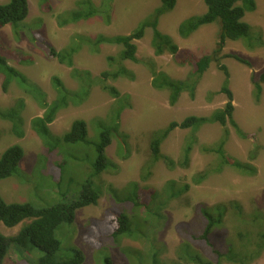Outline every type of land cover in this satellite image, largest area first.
<instances>
[{
	"label": "rangeland",
	"instance_id": "rangeland-1",
	"mask_svg": "<svg viewBox=\"0 0 264 264\" xmlns=\"http://www.w3.org/2000/svg\"><path fill=\"white\" fill-rule=\"evenodd\" d=\"M9 2L0 0V5ZM255 2V11H247L244 17L250 25L248 37L241 41L227 40L222 50H219L218 23L201 26L189 38L180 34L182 24L206 14L204 0H177L172 10L159 17L162 0H28L29 14L24 22L17 28L0 27V54L19 71L6 90L5 75L0 72V159L12 146H20L25 153L16 173L0 181V196L5 203L43 209L79 198L83 185L94 172L101 132L112 131V143L105 150L111 166L93 179L102 198L96 206L79 210L73 224L58 229L61 250L56 255L57 261L70 258L75 251L84 254L85 264H104L107 255L111 264H133L140 251V261L146 260L150 246L145 243L147 238L142 241L121 238L116 242L104 238L101 243L96 240L111 232L107 225L109 216L135 211L143 219L146 214L143 207L154 202V193L162 192L168 183L174 182L176 191L189 188L164 208L162 200L151 208L164 217L157 232L158 241L167 250L163 259H178V247L190 237L182 228H198L202 220L199 208L236 204L242 207V213L228 211L224 225L216 230L215 242L221 250L227 244L239 246L242 242L249 247L250 254H257L251 264H264V82L259 99L255 88V82H260L264 75V0ZM79 9L83 15L91 13V16L63 25ZM155 17L157 31L179 47L176 56L166 49L161 55L156 53L155 30L151 26L135 41L138 62L122 61L120 56L125 48L121 45L97 43L101 37L136 33ZM50 47L59 52L76 48L73 64L77 77L73 68L50 56ZM216 54L218 60L203 74L194 96L185 90L173 106L170 91L157 88L168 79L188 80L195 74L196 61ZM122 70L125 73L118 78L111 76L101 83L102 73ZM56 81L70 94L68 106L58 113L49 128L53 135L61 137L75 121L83 120L88 128L87 144L55 145L54 141L43 140L33 128V120L42 117L46 106L59 98ZM103 84L116 88L121 97L105 91ZM223 88L233 95L234 120L245 134L239 136L229 125L224 152L242 168L227 165L219 155L204 151L215 150L223 141L226 128L219 124L204 125L196 133L198 142L192 148L187 168L172 169L164 160L154 163L151 154L154 133L172 122L181 123L190 116H209L224 108L228 96L222 92ZM193 139L191 129H175L163 142L162 155L178 163L184 159V148ZM206 172L207 178L196 183V177ZM132 182L139 184L137 194L142 207L123 201L129 193H136L134 188L126 189ZM157 219L151 214L145 217L147 222L143 225L149 233L146 237L153 238ZM22 226L23 223L8 228L0 223V234L7 238L16 236ZM193 247L206 260L215 262L210 249L196 242ZM38 256L39 253L27 254L12 246L4 264H29ZM222 264L233 263L224 260Z\"/></svg>",
	"mask_w": 264,
	"mask_h": 264
},
{
	"label": "trees",
	"instance_id": "trees-1",
	"mask_svg": "<svg viewBox=\"0 0 264 264\" xmlns=\"http://www.w3.org/2000/svg\"><path fill=\"white\" fill-rule=\"evenodd\" d=\"M204 1L207 5L206 14L202 17L191 19L181 25L180 34L183 38H189L190 35L197 31L201 26L212 23H218L220 26L219 50H222L227 40L241 41L248 37L250 33V25L244 21V17L247 11H255V0ZM162 2L163 6L157 13L158 17L167 10H172L176 5L177 0H162ZM83 4L84 2L80 3V7ZM28 14V0H10L8 4L0 5V27L12 25L14 28H17L20 23L26 20ZM87 16H91V13L83 15L82 11L79 9L70 19L65 20L63 25L76 23ZM149 26L153 27L155 30V42L153 46L156 48V53L161 55L166 49L172 55L176 56L180 49L168 37H163L157 31V17H155L150 24L143 25L136 33L129 36H116L113 38L101 37L97 40V43L100 44L102 42H106L109 44L121 45L125 48L120 56L121 60L138 62L136 57L138 48L135 41L140 40L144 36L145 29ZM49 51L52 58H56L61 64H67L73 68V75L77 77L76 69L73 64V58L77 51L76 48H70L59 52L50 47ZM112 60V58H109V61ZM217 60V54L215 56L204 57L201 60L196 61L195 74L190 76L188 80L172 81L168 79L164 85L157 88L167 89L170 91V103L174 106L183 91H190L191 95L194 96L199 80L207 71L210 64ZM222 69L226 70L225 67H222ZM0 72L5 75L3 84L5 90L11 83L12 79L19 74V71L10 66L7 58L1 54ZM124 73L125 72L123 70L114 74L104 72L101 75L104 79L103 81L101 80V83H104L105 80L111 76L113 78H118L119 75ZM227 75L229 74L227 73ZM56 82L57 83H55V85L57 86L59 98L52 104L46 106V112L42 117H38L33 120V128L43 140H46L49 143L54 141L55 145H60L61 143L68 144L69 146L79 143L87 144L88 128L87 123L83 120L75 121L72 124L70 131L64 136L58 137L52 134L49 125L55 121L58 113L64 107L68 106L67 95L70 94L64 85H62L59 81ZM261 82H264V75H262L260 82H255L258 99L262 93ZM102 88L116 98L121 97L120 92L114 87L103 84ZM222 92L226 93L228 96V101L224 108L215 110L209 116H190L181 123L172 122L167 128L154 133L151 141V154L154 163L164 160L168 167L172 169L177 166L187 168L190 163L192 148L198 142L196 133L204 125L219 124L220 126L226 128L223 141L215 150L205 148L204 151L219 155L227 165L242 168V165L236 163L231 158H228L224 152L227 139L230 135L229 125L236 130L239 136L245 137V134L242 133L234 120L232 93L228 88H223ZM60 93H62V95ZM177 128L181 130L191 129L193 131L194 138L193 141L187 143L184 148V159L178 163L169 157L162 155L161 152L163 142ZM111 135V130H104L101 132V140L96 145L98 157L93 165L94 172L91 174L88 181L83 185L79 198L58 203L52 207L37 209L30 204H7L0 196V223H3L8 228H14L23 223L21 230L16 236L7 238L0 234V264H4V260L12 246L27 254L36 253L38 255L39 253L37 260L29 261V264H31V262L35 263L36 261L37 264H85L86 258L81 251H75V253L66 260L57 261L56 255L61 250V241L57 236V231L64 224H73L79 210L92 205L96 206L102 198L100 189L95 187L93 179L95 177L102 176V174L111 166L110 163L112 162L105 155L106 148L112 143L110 139ZM24 156V150L20 146H12L5 151L0 159V181L7 179L16 173ZM250 171L252 172V170ZM208 175V172L199 174L198 178L196 177L195 182L200 183L202 180L207 178ZM132 188L136 190V193H129L123 201L132 202L137 208L142 207L143 205L139 203V196L137 194V190L139 191V184L137 182H132L126 189L130 190ZM188 188L189 187L186 186L182 190L176 191L175 183L170 182L164 187L162 192L156 191L153 195L154 202H152L151 205L143 207L146 211V214L143 215V219L139 214H136L135 211H133V213L124 211L116 215L109 216L107 225L111 228V232L107 235L99 236L96 241L101 243L104 238H109L114 242L120 240L121 238H131L133 240L142 241L147 238L145 243L147 242V244L150 245L149 251L147 253L142 251V253L144 252L146 254V260L142 259V261H140L141 257H138V254L141 253L140 251L136 254V259L133 264H222L224 260L232 262L233 264H251L257 254H250L249 247H246L244 243L240 242L241 245L239 246L230 243L227 244L224 250H221L215 242L216 230L224 225L228 211L232 210L236 215L242 213V207L236 204H218L212 208H199V214L202 220L198 225V228L192 230H185V228H182V232H184V234H190V237L178 247V259L169 261L162 258L167 250L166 246L162 242L158 241L157 232H160L162 228L161 220L164 219V217L161 214L156 215V211H151V208H153L159 200H162L161 206L164 208L170 201L179 198L185 191L188 190ZM149 214H151V217L159 218L157 219V225H153L155 227L152 226V231L155 232L153 238L146 237L149 233L146 232L147 227L145 229V225H143L146 221L144 220L145 217L149 216ZM27 220L30 222L27 224L24 223ZM240 235L243 237V233H240ZM194 242L210 249L215 257V262L212 260H206L203 255L193 247ZM103 263L111 264L110 257L108 255L104 257Z\"/></svg>",
	"mask_w": 264,
	"mask_h": 264
}]
</instances>
